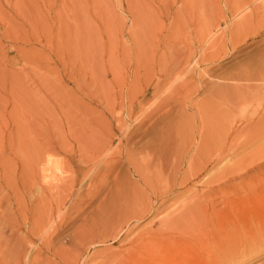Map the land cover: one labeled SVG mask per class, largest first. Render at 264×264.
Masks as SVG:
<instances>
[{
    "label": "rangeland",
    "instance_id": "1",
    "mask_svg": "<svg viewBox=\"0 0 264 264\" xmlns=\"http://www.w3.org/2000/svg\"><path fill=\"white\" fill-rule=\"evenodd\" d=\"M244 2L0 0V264H125L221 195L240 216L220 260L264 264V0Z\"/></svg>",
    "mask_w": 264,
    "mask_h": 264
},
{
    "label": "bare ground",
    "instance_id": "2",
    "mask_svg": "<svg viewBox=\"0 0 264 264\" xmlns=\"http://www.w3.org/2000/svg\"><path fill=\"white\" fill-rule=\"evenodd\" d=\"M242 6L239 8L238 11H240V13L242 12H246L248 10L251 9V3L250 0H245L244 4H241ZM261 7V6H260ZM259 7V9H260ZM264 6L262 5L261 8H263ZM262 12L264 11L263 9ZM259 10V11H260ZM239 13V14H240ZM256 13V14H255ZM254 13V11L252 12V14H255L256 16H259L261 14L257 15V11ZM243 14V13H242ZM264 14V13H263ZM238 15V14H236ZM262 16V15H261ZM264 16V15H263ZM247 17V16H246ZM253 17V16H252ZM245 19V18H244ZM243 20V17H242ZM218 28V27H217ZM212 31V30H211ZM211 33V32H210ZM209 33V34H210ZM212 34V33H211ZM215 44V43H214ZM263 65V64H262ZM191 69V68H190ZM253 75V74H252ZM244 76V75H243ZM246 76V75H245ZM250 77V76H249ZM263 77V76H262ZM178 78V77H177ZM251 78V77H250ZM257 78V76H256ZM264 79V78H263ZM178 82V81H177ZM20 86V85H19ZM151 144V143H150ZM161 145V144H160ZM98 146V153L99 154V150H105V145L104 144H97ZM152 146V145H151ZM154 146V144H153ZM106 151V150H105ZM103 152V151H102ZM108 152V151H107ZM104 154V153H103ZM102 155L99 154L98 156ZM107 155V154H105ZM97 157V156H96ZM37 158V157H36ZM38 159V158H37ZM43 161H45V163H43L41 166H36ZM42 160L38 159V162H36L35 160V166L37 167V170L39 174V176H42V181L43 183L46 185V183L49 185L53 180V171H52V166H55V169L59 168V164L57 162H54V160L48 156V158L43 159ZM33 161V160H32ZM30 161V163L32 162ZM40 161V162H39ZM100 163V162H99ZM102 163V162H101ZM194 164V162H193ZM193 164H190L191 167ZM29 166H32V163L29 164ZM28 166V168H29ZM104 166V165H103ZM108 166V165H107ZM106 166V167H107ZM195 165H193L194 167ZM40 167V168H39ZM190 167V166H189ZM189 169V173L192 168ZM34 168L30 167V169ZM92 168V167H91ZM29 169V170H30ZM102 169V168H101ZM100 169V170H101ZM138 172H140L139 169H137ZM196 171V170H194ZM194 171L191 172L194 174ZM137 172V173H138ZM232 172V171H231ZM29 173H31L29 171ZM34 173V171L32 172ZM37 173V174H38ZM224 173V172H223ZM227 173V172H225ZM188 174V173H187ZM229 174V173H228ZM104 175V174H103ZM142 179H144V177L142 176L143 174H140ZM225 175V174H224ZM33 176V175H32ZM186 175H184L185 177ZM191 176V174H190ZM220 178V177H219ZM221 178H224V176L221 174ZM220 178V179H221ZM40 179V178H39ZM106 179V178H105ZM188 178L186 177V180ZM207 179V178H206ZM216 179V178H215ZM218 179V177H217ZM218 179V180H220ZM68 180V179H67ZM186 180H183L186 181ZM32 181V180H31ZM105 181V180H103ZM101 181L100 183L102 184ZM147 181V180H146ZM214 181V180H213ZM212 181V182H213ZM222 181V180H220ZM106 182V181H105ZM145 182V179H144ZM182 182V184H183ZM218 182V181H217ZM57 182H55L56 185ZM207 183V182H206ZM53 187H54V183L52 182ZM67 184V183H66ZM104 184V182H103ZM106 184V183H105ZM104 184V185H105ZM181 184V183H180ZM150 185V183H149ZM148 185V186H149ZM70 186V185H69ZM99 186H101L99 184ZM98 186V187H99ZM50 187V185H49ZM52 187V186H51ZM50 187V188H51ZM57 187V185H56ZM97 187V188H98ZM101 188V187H100ZM99 189V188H98ZM40 190V189H39ZM43 190V189H41ZM89 191V190H88ZM93 191V190H92ZM203 191V190H202ZM97 192V189H96ZM95 192V194H96ZM100 193V192H97ZM102 193V192H101ZM197 193V192H196ZM195 193V194H196ZM92 195V193H91ZM90 195V196H91ZM94 195V194H93ZM81 196V195H80ZM198 196V195H197ZM222 196V201L223 203H225V210L223 211H217L215 210V205H210L212 208V211L209 212L208 208L205 207V205L203 203H201L199 197H194L192 199V201L190 200L189 206H192V208H188V210H192V213L195 214L192 217V214H189L188 217L191 215V220L193 221L192 223V229H194V231H192L191 229V235L193 237H190L189 240L183 239L184 237H179V235H175V233L169 234V231L173 228H175V222L174 218L172 215L171 218L173 220H166L165 223L168 221L170 223L171 226L168 227V225L166 224V226L168 227H164L161 225L159 230H154L152 232H145V235L142 236L140 239V243L139 241H136L137 243V248H133L132 252H129L128 254V260L124 261L126 262L125 264H225L224 261L220 260L222 258V256H224L223 252L227 249V245H232L235 243L236 241V235H237V229L236 228H226L223 225H225L224 223H226V221H224L225 218H227V222L230 224L231 222L235 223L237 221V219H239V210L237 208L238 206V198L235 195L232 196H227V195H221ZM95 197V196H94ZM83 198V197H82ZM81 203V201H80ZM79 203V204H80ZM73 204V203H72ZM76 204V203H75ZM127 204V203H126ZM129 206L131 205L130 203H128ZM134 206V205H133ZM137 206V203L135 204L134 207ZM224 206V205H223ZM108 207V206H107ZM140 207V206H139ZM126 208V205H125ZM137 208V207H136ZM141 208V207H140ZM122 209V208H121ZM145 209V208H144ZM148 209V208H147ZM129 210V208L127 209ZM63 211V210H62ZM133 211V210H131ZM136 211V209H135ZM138 211V210H137ZM145 211V210H144ZM148 211V210H147ZM178 211V210H177ZM181 211V210H180ZM123 212V209H122ZM140 212V211H139ZM137 212V213H139ZM146 212V211H145ZM182 212V211H181ZM127 213V211H126ZM134 213V211H133ZM183 213V212H182ZM61 214V213H60ZM119 219H123L124 218V212L121 213L119 212ZM142 214V213H141ZM179 214V213H178ZM177 214V216H178ZM184 214V213H183ZM187 217V218H188ZM131 218V216H130ZM178 218V217H177ZM186 219V218H185ZM190 219V218H189ZM264 219V218H263ZM48 221V220H47ZM131 221V220H130ZM188 222V220H186ZM261 221V220H260ZM49 222H50V218H49ZM48 222V223H49ZM126 222V221H125ZM47 223V222H46ZM45 223V224H46ZM128 223V222H127ZM161 223V222H160ZM168 223V224H169ZM172 223V224H171ZM177 223V222H176ZM189 223V222H188ZM254 224V222H253ZM258 224V223H257ZM44 225V224H43ZM177 226V225H176ZM235 226V225H234ZM52 227V226H51ZM49 227V228H51ZM178 227V226H177ZM236 227V226H235ZM260 228V227H259ZM255 229V228H254ZM181 231V230H179ZM52 232V231H51ZM201 232V233H200ZM252 232V231H250ZM188 233V232H187ZM200 233L201 236H197V234ZM260 233V234H259ZM14 234V233H13ZM183 234V233H182ZM189 234V233H188ZM203 234L205 235V239L203 238ZM242 234V233H241ZM252 235V234H251ZM255 232L252 235V239L249 241V246L250 249L254 248L256 245H258L259 243L263 244L264 242V229H261L255 236ZM184 236V235H183ZM186 237V238H187ZM139 243V244H138ZM240 244V243H239ZM139 245V246H138ZM245 245V244H244ZM248 246V245H247ZM229 247V246H228ZM249 248V247H248ZM258 248V247H257ZM137 249V250H135ZM236 249V248H235ZM129 250V249H128ZM135 250V251H134ZM240 250V249H239ZM264 250V249H263ZM237 250H235L236 252ZM242 251V250H241ZM253 251V250H252ZM238 252V251H237ZM240 252V251H239ZM238 252V254H239ZM231 254H233L232 252H229ZM262 253V252H260ZM243 254H245V252H243L240 256H242ZM238 255V256H239ZM234 256V255H233ZM254 257V256H253ZM228 258V257H227ZM247 259V258H246ZM124 260V259H123ZM224 260V259H223ZM227 260V259H226ZM230 260V259H229ZM238 260V259H237ZM231 264H233V262L230 260ZM121 264V263H120ZM235 264V263H234Z\"/></svg>",
    "mask_w": 264,
    "mask_h": 264
}]
</instances>
